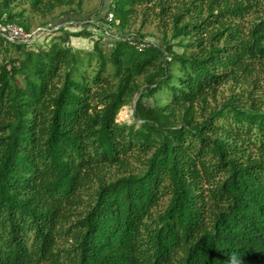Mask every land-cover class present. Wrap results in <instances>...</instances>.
<instances>
[{
	"label": "trees",
	"instance_id": "obj_1",
	"mask_svg": "<svg viewBox=\"0 0 264 264\" xmlns=\"http://www.w3.org/2000/svg\"><path fill=\"white\" fill-rule=\"evenodd\" d=\"M82 4L0 0V264H264V0Z\"/></svg>",
	"mask_w": 264,
	"mask_h": 264
},
{
	"label": "rangeland",
	"instance_id": "obj_2",
	"mask_svg": "<svg viewBox=\"0 0 264 264\" xmlns=\"http://www.w3.org/2000/svg\"><path fill=\"white\" fill-rule=\"evenodd\" d=\"M109 0H83V4H82V8H81V13H82V20L83 21H87V20H97L99 17H101L102 15H104L107 11V4H108ZM57 14V12L55 13ZM67 17V16H66ZM66 17H62V19H58L53 21L50 25L49 31H54L52 29V27L54 28L57 24L60 23L61 20L67 19ZM76 16L71 15L70 16V21H68V23H73V22H77V21H73L72 19L75 18ZM69 19V18H68ZM82 20L80 21L82 23ZM41 22L40 18H36L34 21V24L32 26V28L34 30H32L34 32V34L38 31H35L37 25ZM78 22V23H80ZM67 23V24H68ZM78 23H75L77 26ZM66 24V25H67ZM138 23L134 26L135 29L138 28ZM74 29V28H73ZM93 30V29H92ZM42 31H48V29H44ZM95 31V30H93ZM144 33H151L154 34L153 38H149L148 40L151 41H155L156 37L159 36L158 31H156V29L154 28L153 25H147L143 28L142 30ZM51 35H47L40 33L39 35L34 36V41H37L38 43H43L45 41H47L49 39ZM71 44L75 49H87L90 50L92 47V42L89 39H82V38H71ZM228 95V86H226L223 90L222 96L226 97ZM220 100L222 99L221 97L219 98ZM131 115H132V109L129 106L123 107L120 112L117 115V121L120 123H124V122H129L131 119Z\"/></svg>",
	"mask_w": 264,
	"mask_h": 264
},
{
	"label": "built area",
	"instance_id": "obj_3",
	"mask_svg": "<svg viewBox=\"0 0 264 264\" xmlns=\"http://www.w3.org/2000/svg\"><path fill=\"white\" fill-rule=\"evenodd\" d=\"M105 16V23L102 25L103 29L105 31V34L108 36H115L113 35V21H114V17H113V13L110 11H106V13L104 14ZM82 22H89L92 24H99L98 20H87V21H82ZM68 23V22H67ZM67 23H60L57 24L54 28L52 27L53 30L58 29L60 26L62 25H66ZM47 28H40V30H44ZM49 30V29H48ZM37 31V29L35 30ZM34 34L33 31H31L30 33L26 32L25 30H23L21 27L15 25V24H4V23H0V37L3 38L4 40H6L7 42L10 43H23V42H27L32 35ZM144 43L142 42L141 44L137 45V49L141 50L144 47Z\"/></svg>",
	"mask_w": 264,
	"mask_h": 264
}]
</instances>
